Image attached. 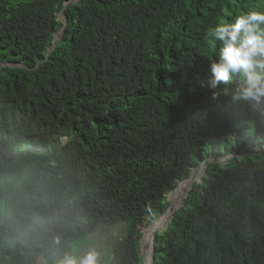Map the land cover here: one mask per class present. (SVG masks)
Wrapping results in <instances>:
<instances>
[{"label": "trees", "instance_id": "16d2710c", "mask_svg": "<svg viewBox=\"0 0 264 264\" xmlns=\"http://www.w3.org/2000/svg\"><path fill=\"white\" fill-rule=\"evenodd\" d=\"M249 10L264 0H0V264L117 224L98 264H143L200 166L154 264H264V105L233 100L239 77L201 86L209 30Z\"/></svg>", "mask_w": 264, "mask_h": 264}, {"label": "clouds", "instance_id": "9594fccd", "mask_svg": "<svg viewBox=\"0 0 264 264\" xmlns=\"http://www.w3.org/2000/svg\"><path fill=\"white\" fill-rule=\"evenodd\" d=\"M208 36L217 45V51L208 62L207 77L201 86L215 90L239 77L233 100L264 105V10H249L221 19ZM51 243L60 247L61 236L57 235ZM98 255L94 248L83 255L65 251L53 257V264H98Z\"/></svg>", "mask_w": 264, "mask_h": 264}, {"label": "rangeland", "instance_id": "374dc122", "mask_svg": "<svg viewBox=\"0 0 264 264\" xmlns=\"http://www.w3.org/2000/svg\"><path fill=\"white\" fill-rule=\"evenodd\" d=\"M59 18H60V20H62L63 16L60 15ZM202 168L204 169V166H200L196 171H194L193 174L191 175V177L188 180H192L193 179V181H192L193 183H194V181H198L199 177L203 174L202 173L203 172ZM182 183H180L179 186L171 194H169L168 196L174 194L178 190V188L180 187V185ZM168 196H167V203H168V207H169L170 201L168 199L169 198ZM168 207H167V210H168ZM161 217L159 219H157L156 221H153L150 224L149 227H151L155 222L160 220ZM149 227H147L146 229L143 230V235H142V238H141V242L145 239L146 233H147ZM160 229H163V227H159L158 229H156L154 231V233H153V236H154L155 232H157ZM124 231H125V229H124V226L122 224H117V225H115L113 227H109V228H107V227H105L103 225H100V226H98L96 233L90 234L89 236L81 239L80 241H78L76 244L73 245V254L83 255L86 251L94 248L99 254L98 255V261H99V259L101 258L102 255H106V253L107 254L109 253V248L111 246H113V244L115 243L116 239L120 238L124 234ZM153 236H152V239H153ZM141 245L142 246H140V251H142V257H143L142 260L145 261L146 260L145 255H144L145 247L143 246V243H141ZM151 255H152V249L150 250V255L148 256L149 259H151ZM107 260L108 259L106 258L105 262Z\"/></svg>", "mask_w": 264, "mask_h": 264}, {"label": "bare ground", "instance_id": "6f19581e", "mask_svg": "<svg viewBox=\"0 0 264 264\" xmlns=\"http://www.w3.org/2000/svg\"><path fill=\"white\" fill-rule=\"evenodd\" d=\"M192 181L193 179L183 182L174 194L168 196L170 205H169L167 213L163 215L160 220H158L151 227H149L146 233L145 239L141 242L143 243V246L145 247L144 255L146 258L145 260L146 264H149V261H150L148 256L150 255L151 241H152V236H153L154 231L158 229L159 227H164L171 220V218L173 217V213L180 207L181 202L183 201L185 195L189 191Z\"/></svg>", "mask_w": 264, "mask_h": 264}, {"label": "water", "instance_id": "95a60500", "mask_svg": "<svg viewBox=\"0 0 264 264\" xmlns=\"http://www.w3.org/2000/svg\"><path fill=\"white\" fill-rule=\"evenodd\" d=\"M61 22L65 25V23H66V19L65 18H63L62 20H61ZM62 31H63V29H61L55 36H54V40H53V43H52V46H51V48L49 49V51L47 52V55L49 54V52L53 49V47H54V44L59 40V37H60V35H61V33H62ZM185 181H187V180H185ZM188 194V193H187ZM187 197V195L184 197V199H183V201H182V204H183V202H184V200H185V198ZM181 204V205H182ZM181 207V206H180ZM179 207V208H180ZM169 208V207H168ZM178 208V209H179ZM168 210H166V212H167ZM166 212L163 214V215H165L166 214ZM169 223V222H168ZM168 223L166 224V226L168 225ZM164 228V227H163ZM152 241H153V239H152ZM151 241V249H153V242ZM139 243H140V246H141V239H140V241H139ZM141 255H142V251H141ZM143 264H146V261H144V263ZM149 264H154V257H153V251H152V255H151V259H150V261H149Z\"/></svg>", "mask_w": 264, "mask_h": 264}, {"label": "crops", "instance_id": "0c3cea01", "mask_svg": "<svg viewBox=\"0 0 264 264\" xmlns=\"http://www.w3.org/2000/svg\"><path fill=\"white\" fill-rule=\"evenodd\" d=\"M39 264H42V263L39 262Z\"/></svg>", "mask_w": 264, "mask_h": 264}]
</instances>
